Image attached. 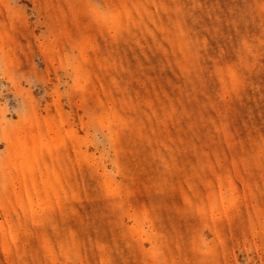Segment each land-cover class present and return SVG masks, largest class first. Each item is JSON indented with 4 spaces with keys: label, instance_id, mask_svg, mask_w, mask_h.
Here are the masks:
<instances>
[{
    "label": "rangeland",
    "instance_id": "rangeland-1",
    "mask_svg": "<svg viewBox=\"0 0 264 264\" xmlns=\"http://www.w3.org/2000/svg\"><path fill=\"white\" fill-rule=\"evenodd\" d=\"M0 264H264V0H0Z\"/></svg>",
    "mask_w": 264,
    "mask_h": 264
}]
</instances>
